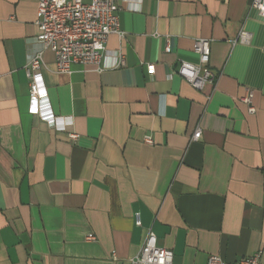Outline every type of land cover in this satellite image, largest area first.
I'll list each match as a JSON object with an SVG mask.
<instances>
[{"label":"crops","instance_id":"crops-1","mask_svg":"<svg viewBox=\"0 0 264 264\" xmlns=\"http://www.w3.org/2000/svg\"><path fill=\"white\" fill-rule=\"evenodd\" d=\"M253 1L117 0L121 34L104 64L121 54L124 66L63 74L37 39L39 0H0V264H132L150 231L175 264L258 252L264 264V17ZM243 29L251 43L234 44ZM198 39L211 40L218 74L202 91L177 74L199 63ZM42 51L56 129L30 101L26 67Z\"/></svg>","mask_w":264,"mask_h":264},{"label":"built area","instance_id":"built-area-1","mask_svg":"<svg viewBox=\"0 0 264 264\" xmlns=\"http://www.w3.org/2000/svg\"><path fill=\"white\" fill-rule=\"evenodd\" d=\"M252 9L264 17V0H254ZM37 16V39L43 44L44 50L55 55L59 73L72 74L74 65L93 66L98 70L124 66L125 61L121 54H118V60L112 67L104 64L110 36L121 34L117 0H39ZM251 41L252 35L243 29L234 44L249 45ZM194 51L199 56V63L181 62L177 74L190 82L195 89L202 91L207 84L215 85L218 80V74L210 67L211 40H196ZM44 66L42 51L26 67L30 101L32 111L50 128L56 129L59 128V118L53 112L45 85ZM149 73L155 74L154 66H149ZM253 100L254 92L248 90L242 102L248 106L250 114L256 113ZM201 137L202 131L198 129L193 140L198 141ZM69 138L76 141L78 135L70 133ZM145 143L152 145V138L146 137ZM136 225L141 226L139 218L136 219ZM88 239L96 240L94 236H89ZM132 264H175L174 254L160 247L156 235L150 231ZM207 264H261V252L235 263H228L219 256H211Z\"/></svg>","mask_w":264,"mask_h":264}]
</instances>
